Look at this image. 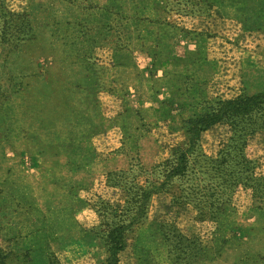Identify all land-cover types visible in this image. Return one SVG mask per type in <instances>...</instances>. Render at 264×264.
I'll return each mask as SVG.
<instances>
[{
  "label": "rangeland",
  "instance_id": "1",
  "mask_svg": "<svg viewBox=\"0 0 264 264\" xmlns=\"http://www.w3.org/2000/svg\"><path fill=\"white\" fill-rule=\"evenodd\" d=\"M4 5L24 12L31 32L23 42L0 40V245L11 264H104L94 205L118 208L125 198L107 175L158 187L160 165L187 148L190 118L217 97L264 91V0ZM225 139L223 126L203 132L202 153L215 157ZM244 153L264 178V134ZM193 184L173 179L168 193L151 196L119 264H175L164 222L199 241L196 264H264V199L239 187L215 221H200L191 204L170 203Z\"/></svg>",
  "mask_w": 264,
  "mask_h": 264
},
{
  "label": "trees",
  "instance_id": "2",
  "mask_svg": "<svg viewBox=\"0 0 264 264\" xmlns=\"http://www.w3.org/2000/svg\"><path fill=\"white\" fill-rule=\"evenodd\" d=\"M4 1L0 0L1 42L27 40L31 28L26 14L7 10ZM187 126V148H176L171 158L160 165L165 181L158 187L149 189L135 181L128 182L123 172L107 175L106 185L121 190L125 198L118 208H111L103 201L94 205L100 219L97 234L107 247L104 264H119L118 255L126 246V232L145 216L151 196L163 191L168 193L166 188L173 179L197 181L177 194L171 193L170 203L171 206L191 204L200 221L205 218L215 221L239 187L250 190L254 198L264 199V178L258 172L259 166L244 153L252 137L264 134V91L251 95L242 92L230 99L217 97L207 112L190 118ZM215 126L226 129V139L220 143L215 157H209L202 153L201 134ZM159 228L174 251L175 264H196L202 258L203 249L197 239L182 236L173 224L164 222ZM11 256L0 245V264H11Z\"/></svg>",
  "mask_w": 264,
  "mask_h": 264
},
{
  "label": "crops",
  "instance_id": "3",
  "mask_svg": "<svg viewBox=\"0 0 264 264\" xmlns=\"http://www.w3.org/2000/svg\"><path fill=\"white\" fill-rule=\"evenodd\" d=\"M208 40H213L214 41V39H208ZM214 43V42H213ZM210 43L208 42V45H209ZM215 44H217L218 45V42H215ZM219 47H214L213 48V50L215 51V53H214V58L213 59H215L216 61H217V64L218 65H221V63H220V61L218 60L219 59V57L220 56H222V54H221V50L223 49L222 48V46L221 45H218ZM228 47H230V48H232V50H233V53L234 52H236V54L238 55V59H241V58H239V53H241V52H244L242 49H239V48H237L236 46H234V45H232V44H230ZM240 60H238L236 63H235V65H237V66H240L241 67V64H243L242 63V61L241 62H239ZM217 65V69H218V71H217V74H219L220 73V71H219V69H220V66H218ZM216 74V75H217ZM216 75H214V79H217V78H219V79H221L219 76H216ZM223 79V78H222Z\"/></svg>",
  "mask_w": 264,
  "mask_h": 264
}]
</instances>
